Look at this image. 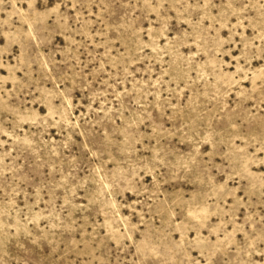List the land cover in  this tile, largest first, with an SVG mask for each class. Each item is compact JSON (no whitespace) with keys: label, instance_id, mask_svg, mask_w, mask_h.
I'll return each mask as SVG.
<instances>
[{"label":"rangeland","instance_id":"obj_1","mask_svg":"<svg viewBox=\"0 0 264 264\" xmlns=\"http://www.w3.org/2000/svg\"><path fill=\"white\" fill-rule=\"evenodd\" d=\"M0 264H264V0H0Z\"/></svg>","mask_w":264,"mask_h":264}]
</instances>
